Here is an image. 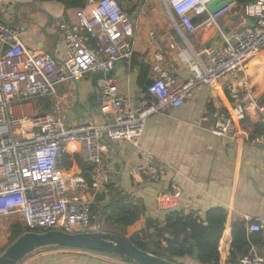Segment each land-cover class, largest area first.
Wrapping results in <instances>:
<instances>
[{"label": "built area", "instance_id": "2783aa9c", "mask_svg": "<svg viewBox=\"0 0 264 264\" xmlns=\"http://www.w3.org/2000/svg\"><path fill=\"white\" fill-rule=\"evenodd\" d=\"M213 0H163L171 27L182 38L181 29L195 34L200 28L216 27L221 37L220 47H206L200 54L179 51L190 78L176 74L162 65L165 50L156 42L155 33L148 36L156 51L150 66L152 80L146 88L147 97L133 108L129 100L117 91L114 77L97 81V99L102 123L86 122L71 125L66 115L14 117L12 105L33 99L56 96L57 87L81 80L94 73L106 76L117 62L130 64L134 54V29L128 15L117 0H97L92 13L76 12V21L63 17L55 20L65 42L66 59L27 49L19 31L3 22L8 9L0 0V49L9 48L0 56V233L3 218L16 215L26 232L51 230L65 233L94 231L91 202L77 198L78 193L105 194L111 186V172L105 166L100 141H126L139 147L146 120L158 113L183 105L191 91L199 86H213L226 76L233 79L224 84L230 103L226 111H218L213 134L217 137H239L235 128L248 118H256L262 134L250 142L264 147V104L259 103L253 87L240 76L248 60L264 49V0L241 8L243 20L239 28L224 33L217 22L233 12V0L215 12L208 4ZM192 16H202L195 25ZM253 26L249 27L246 20ZM169 49L175 50L174 43ZM204 57V58H203ZM74 147L80 160L89 168L88 179L69 173L63 157ZM145 162L132 168L130 174L143 182L156 183L165 172V163L149 152L142 151ZM181 187L172 185L158 194L156 208L164 215L178 207ZM247 229L264 239V221L251 222ZM264 264V254L255 250L237 263Z\"/></svg>", "mask_w": 264, "mask_h": 264}, {"label": "crops", "instance_id": "0c3cea01", "mask_svg": "<svg viewBox=\"0 0 264 264\" xmlns=\"http://www.w3.org/2000/svg\"><path fill=\"white\" fill-rule=\"evenodd\" d=\"M3 1L8 9L3 22L19 31V38L27 49L49 54L58 61L66 59L65 42L54 22L59 17L75 22L76 12L79 10L66 9L53 1ZM95 2L90 0L80 11L90 15ZM148 2L149 0H124L125 7L122 8L133 24L134 54L129 65L120 62L116 66L113 77L117 81L118 93L126 97L133 108L139 100L147 97L137 86L140 64L148 66L149 83L152 80L150 66L156 48L149 39V32L155 33L156 42L165 50L163 67L169 70V66L174 65L176 74L183 79L190 78V74L177 55L179 51L200 54L206 47L221 46L218 29L213 26L200 28L195 34H187L181 29L186 42L174 31L168 18V22H158L160 28L156 31L145 29L144 27L154 23V19L149 16L152 11L148 9ZM237 12L233 10L231 14L218 20L217 26L224 33H230L241 26L242 18L235 20ZM202 19V16H192V23L198 25ZM171 42L174 43L175 50L168 48ZM240 76L248 80L257 101L264 104V49L248 60ZM232 79L233 76L229 75L211 87L199 85L191 91L182 106L150 116L144 124L138 148L122 140L100 141L103 162L111 172L112 188L116 187L119 180L117 188L137 206L141 221L152 219L161 223L164 220L165 215L156 208V198L172 185L181 187L182 193L176 209L178 211L203 214L210 208L219 207L227 212L225 229L218 247V264L227 262L231 227L235 222L243 221L247 228L252 221H264V147L250 142L261 134L262 126L256 118H248L235 124L239 137H217L213 134L216 124L214 114L230 108L224 84ZM95 93L90 76H87L58 86L54 97L14 103L12 112L16 118L59 112L66 115L71 125L86 122L100 124L102 117ZM76 98L78 102L73 111ZM142 151L153 154L165 163L164 175L156 183L143 182L130 174L132 168L145 162ZM78 159L80 157L76 148L72 147L66 157L69 173L88 178L89 168L84 164L87 169L84 171L78 164ZM90 195L94 194L83 192L76 197L90 201L91 205L101 206L91 201ZM16 219L20 221L16 215L3 218L2 227ZM247 233L253 234L248 229ZM6 242V238L0 236V244ZM251 250L264 254V239L262 244L252 245ZM181 262L198 264L192 258H184ZM19 264L133 263L116 256L86 250L52 248L35 252Z\"/></svg>", "mask_w": 264, "mask_h": 264}, {"label": "trees", "instance_id": "16d2710c", "mask_svg": "<svg viewBox=\"0 0 264 264\" xmlns=\"http://www.w3.org/2000/svg\"><path fill=\"white\" fill-rule=\"evenodd\" d=\"M42 1H53L62 4L66 9L81 10L87 6L90 0ZM233 1L236 4L234 11H239L257 0ZM138 72L137 86L145 94L149 83V68L145 64H140ZM66 157L67 155L63 157V164L64 167L68 168ZM78 164L84 171L87 170L80 159H78ZM86 167L88 168V166ZM85 179L88 178L85 177ZM112 187L113 184L109 187L112 191L108 206L91 205L92 223L95 224L97 218L100 217L102 231L126 238L138 249L153 255L165 251V258L176 264H184L181 260L192 258L194 250H196L195 261L198 264L219 263L218 247L225 229L227 216L224 209L219 207L210 208L202 214V217L197 212L185 213L174 210L165 214L161 223L152 219L141 221L137 206L133 205L120 188ZM246 225L245 222L239 221L231 227V243L227 259L229 263H237L240 258L250 252L252 245L263 243V238L259 233H247ZM25 232L26 230L23 229L21 224L15 225L12 230L11 241H14Z\"/></svg>", "mask_w": 264, "mask_h": 264}, {"label": "water", "instance_id": "95a60500", "mask_svg": "<svg viewBox=\"0 0 264 264\" xmlns=\"http://www.w3.org/2000/svg\"><path fill=\"white\" fill-rule=\"evenodd\" d=\"M231 0H213L208 4L210 12H215L218 9L230 3ZM241 18V11L239 10L235 16V20ZM249 27L253 26V22L250 19L246 20ZM9 48L8 45H3L0 49V56ZM120 62L115 64V67L106 76L102 73H94L90 75V82L92 88H97V81L99 79L113 77L116 66ZM98 104L97 93L94 94ZM78 99L73 106V111L77 106ZM89 113H92L89 111ZM95 113V112H93ZM119 185V180L115 188ZM111 191L109 189L107 193H95L90 195V200L99 203L101 206L106 207L109 204L111 198ZM202 217V214H200ZM95 230L90 232L81 233H65L63 231L51 230L46 232H25L12 241L1 253L0 264H19L27 257L31 256L35 252L44 249L52 248H70L78 250H86L95 253H102L107 255L116 256L123 260L129 261L133 264H176L168 261L165 258V251H161L157 255H153L142 251L135 247L128 239L120 237L116 234L104 232L100 228V217L97 218L95 223ZM193 245V243H192ZM193 260H196V250H194Z\"/></svg>", "mask_w": 264, "mask_h": 264}, {"label": "rangeland", "instance_id": "374dc122", "mask_svg": "<svg viewBox=\"0 0 264 264\" xmlns=\"http://www.w3.org/2000/svg\"><path fill=\"white\" fill-rule=\"evenodd\" d=\"M118 4L120 5L121 8L125 7V4H123L124 0H117ZM150 5L148 7V9H151V14H149V16L154 19V23L152 25H148V27H144L145 29H150V30H154L156 31V29L160 28L158 22H161L162 20H167V18L169 19V17L166 14L165 8H164V4H163V0H149ZM148 2V3H149ZM151 6V7H150ZM146 14L148 15V13L146 12ZM64 165V164H63ZM17 224H21V222L19 221V219H16L14 221H11L7 226H4V228L2 227V231L0 233V236H3L4 238H6V243H1L0 244V253L12 242L11 241V235H12V230L14 228L15 225Z\"/></svg>", "mask_w": 264, "mask_h": 264}]
</instances>
